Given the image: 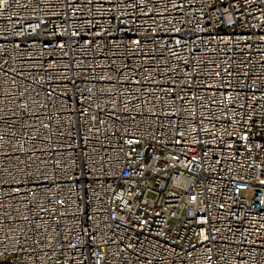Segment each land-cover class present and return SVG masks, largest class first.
<instances>
[{
    "label": "built area",
    "instance_id": "built-area-1",
    "mask_svg": "<svg viewBox=\"0 0 264 264\" xmlns=\"http://www.w3.org/2000/svg\"><path fill=\"white\" fill-rule=\"evenodd\" d=\"M0 264H264V0H0Z\"/></svg>",
    "mask_w": 264,
    "mask_h": 264
},
{
    "label": "rangeland",
    "instance_id": "rangeland-1",
    "mask_svg": "<svg viewBox=\"0 0 264 264\" xmlns=\"http://www.w3.org/2000/svg\"><path fill=\"white\" fill-rule=\"evenodd\" d=\"M150 197H153L152 195H150Z\"/></svg>",
    "mask_w": 264,
    "mask_h": 264
}]
</instances>
